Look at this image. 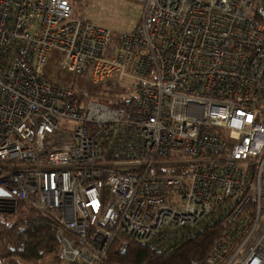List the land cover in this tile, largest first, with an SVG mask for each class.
<instances>
[{
  "label": "built area",
  "instance_id": "2783aa9c",
  "mask_svg": "<svg viewBox=\"0 0 264 264\" xmlns=\"http://www.w3.org/2000/svg\"><path fill=\"white\" fill-rule=\"evenodd\" d=\"M131 1L107 59L112 31L70 0H0V210L50 218L59 264L166 253L222 216L208 261L264 264V0ZM53 51L65 75L134 81L133 102L78 100L44 77Z\"/></svg>",
  "mask_w": 264,
  "mask_h": 264
},
{
  "label": "trees",
  "instance_id": "16d2710c",
  "mask_svg": "<svg viewBox=\"0 0 264 264\" xmlns=\"http://www.w3.org/2000/svg\"><path fill=\"white\" fill-rule=\"evenodd\" d=\"M134 97L109 103L111 107L129 106ZM227 223L224 216L202 228H188L179 242L166 253L150 246L130 244L124 254L111 252L104 264H213L208 253ZM59 243L50 218L33 208L18 204L14 214H0V264L59 263Z\"/></svg>",
  "mask_w": 264,
  "mask_h": 264
},
{
  "label": "rangeland",
  "instance_id": "374dc122",
  "mask_svg": "<svg viewBox=\"0 0 264 264\" xmlns=\"http://www.w3.org/2000/svg\"><path fill=\"white\" fill-rule=\"evenodd\" d=\"M70 1L76 15H84L91 23L112 31L113 37L107 50V59L111 57L117 47L118 35L133 31L141 19V5L131 0ZM57 60V52L53 51L49 54L44 65V77L52 83L71 87L75 90L78 100H91L110 106L109 103H116L122 98L128 99L136 96L135 82L128 78H119L118 74H114L95 81L90 68L80 75H65L53 67ZM260 122L264 126V116L260 118ZM35 264L55 263L42 261Z\"/></svg>",
  "mask_w": 264,
  "mask_h": 264
},
{
  "label": "water",
  "instance_id": "95a60500",
  "mask_svg": "<svg viewBox=\"0 0 264 264\" xmlns=\"http://www.w3.org/2000/svg\"><path fill=\"white\" fill-rule=\"evenodd\" d=\"M3 195H5V193L2 191V190H0V196H3ZM0 213H3V214H14L15 213V209L12 207V208H10V209H8V210H0Z\"/></svg>",
  "mask_w": 264,
  "mask_h": 264
}]
</instances>
